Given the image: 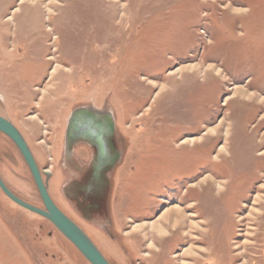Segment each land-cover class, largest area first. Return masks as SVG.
<instances>
[{
	"label": "rangeland",
	"instance_id": "374dc122",
	"mask_svg": "<svg viewBox=\"0 0 264 264\" xmlns=\"http://www.w3.org/2000/svg\"><path fill=\"white\" fill-rule=\"evenodd\" d=\"M82 108L113 116L109 220L149 264H264V0H0V114L44 167L27 116ZM52 231L0 196V264L69 251Z\"/></svg>",
	"mask_w": 264,
	"mask_h": 264
},
{
	"label": "flooded vegetation",
	"instance_id": "af4514ba",
	"mask_svg": "<svg viewBox=\"0 0 264 264\" xmlns=\"http://www.w3.org/2000/svg\"><path fill=\"white\" fill-rule=\"evenodd\" d=\"M82 109L100 114L107 113L104 111H95L93 108ZM74 112L69 115L67 120L65 119L63 124H61V116L57 112L51 115L42 112L27 116V119H37L39 117L40 119L38 120L43 126L40 131V139L36 142V145L50 142V156L47 155L49 164L45 167L37 159L23 131L14 124L10 117L0 115L10 121L19 130L25 141H27L26 143L32 152L41 173L43 183L46 185L47 192L53 203L90 237L91 241L96 245L109 264H149L151 260L154 261L157 259L156 254L160 251H156L155 254H138L136 247L144 238L143 235L133 234L129 236L124 231L116 233L118 225L116 226L113 221L109 220L113 175L115 169L121 162L122 154L116 151V143L113 139L111 141L112 153L107 154V159L100 165L98 152L94 147L80 140H75L70 143L68 141V126H70V118ZM52 120L55 123L57 122L55 126L51 125ZM0 136H4L15 148H12L13 152H8L0 146L1 181L17 199L32 207L46 211L44 201L30 171L31 169H29L21 152L16 147V144L6 135L0 132ZM116 153L119 154L117 159ZM25 167L28 169L31 177H29L27 171H24L25 169L23 170ZM31 186L35 187V190L31 189ZM0 196L11 205L35 214L44 225H51L54 231L49 233V238H58L56 242L64 243V245L67 242L71 248L67 252L64 250L60 251L59 249L54 250L53 253L46 250L32 251L28 246L26 247L24 245L25 243L27 244V240H21L25 247L21 252L27 255V258L30 259L32 264H90L79 250L47 218L18 205L9 198L1 187ZM103 222L104 224L107 222L111 223L106 229L104 227L102 229L107 241L106 247L102 249L96 238L92 236L90 227L92 224H103ZM43 239L39 240V242L43 241ZM154 239L155 236H153ZM66 253L67 256L72 257L69 262H63L61 259V256Z\"/></svg>",
	"mask_w": 264,
	"mask_h": 264
},
{
	"label": "water",
	"instance_id": "95a60500",
	"mask_svg": "<svg viewBox=\"0 0 264 264\" xmlns=\"http://www.w3.org/2000/svg\"><path fill=\"white\" fill-rule=\"evenodd\" d=\"M69 125L68 141L71 143L72 141L80 140L94 147L98 152L100 165L107 159V154L112 153L111 141L115 136V123L110 113L100 114L87 109H78L71 115ZM0 132L16 144L29 169H31L30 171L42 196L46 211L32 207L17 199L0 179V187L2 190L18 205L47 218L79 250L90 264H109L96 245L91 241L90 237L53 203L47 192L46 185L43 183L41 173L32 152L26 143L27 141H25L19 130L10 121L1 117V115Z\"/></svg>",
	"mask_w": 264,
	"mask_h": 264
}]
</instances>
